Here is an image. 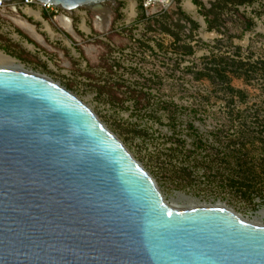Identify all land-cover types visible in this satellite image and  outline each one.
<instances>
[{
    "label": "rangeland",
    "instance_id": "374dc122",
    "mask_svg": "<svg viewBox=\"0 0 264 264\" xmlns=\"http://www.w3.org/2000/svg\"><path fill=\"white\" fill-rule=\"evenodd\" d=\"M120 4L101 5L113 12L105 32L97 12L87 11L91 40L52 24L51 37L34 22L45 46L16 24L19 17L4 19L2 28L19 38L0 27V53L86 104L149 171L165 202L178 194L253 221L264 211V0L201 7L208 36L174 9L145 18L137 8L129 20L119 17Z\"/></svg>",
    "mask_w": 264,
    "mask_h": 264
},
{
    "label": "water",
    "instance_id": "95a60500",
    "mask_svg": "<svg viewBox=\"0 0 264 264\" xmlns=\"http://www.w3.org/2000/svg\"><path fill=\"white\" fill-rule=\"evenodd\" d=\"M0 264H264V225L214 205L169 206L80 99L49 77L0 68Z\"/></svg>",
    "mask_w": 264,
    "mask_h": 264
},
{
    "label": "built area",
    "instance_id": "2783aa9c",
    "mask_svg": "<svg viewBox=\"0 0 264 264\" xmlns=\"http://www.w3.org/2000/svg\"><path fill=\"white\" fill-rule=\"evenodd\" d=\"M121 4L120 9L118 10L119 17L126 16L129 20H134L136 18V9L139 8L140 13L145 17L148 18L153 16L159 11H167L168 9H174L176 12L183 14L184 16H193L195 24L197 26L198 32H202L205 36H208V33L205 26L203 17L199 14L201 11V7L210 6L209 2H216L217 0H139V3L136 2H128L127 0H118ZM134 4V8L131 9V4ZM106 9V8H105ZM87 9L85 8H77L71 11L64 10L61 7H56L54 5L43 3L37 0H22L20 2H12V3H4L0 1V27L2 28V22L4 19L11 20L13 16H17L20 18V21L25 22L26 24L32 25L34 22H41L44 27V24L48 27V29L52 32L51 24L57 28V30L63 35L66 32L65 23H69L70 29L76 28L80 33L84 34L83 38L91 40L94 37L90 29L86 27V19L87 17ZM38 14L40 20H38L35 16ZM113 12L109 13L108 15V27H110L111 17ZM101 18V13H97L95 19ZM122 20V19H121ZM125 21L127 24L128 21ZM120 23L116 22L115 27H119ZM87 28L88 31H85L82 27ZM3 29V28H2ZM106 29V30H107ZM5 32H10L13 36V39L18 41V35L14 32V29L11 27L3 29ZM1 31V30H0ZM44 32L49 34L48 31L45 30ZM1 34V32H0ZM53 36L54 33L52 32ZM58 35L60 39H62V35ZM50 35V34H49ZM200 35V34H199ZM51 36V35H50ZM51 36V37H53ZM66 38V36H63ZM65 45L68 49L72 50L73 55L75 56V51L71 47V44L74 45L69 40H64ZM21 44L27 48L25 45L27 42H21ZM28 49V48H27ZM30 50V49H29ZM99 51L92 50L91 55L97 57L99 55ZM85 64V62H84ZM172 68V67H171Z\"/></svg>",
    "mask_w": 264,
    "mask_h": 264
},
{
    "label": "bare ground",
    "instance_id": "6f19581e",
    "mask_svg": "<svg viewBox=\"0 0 264 264\" xmlns=\"http://www.w3.org/2000/svg\"><path fill=\"white\" fill-rule=\"evenodd\" d=\"M134 8V4L132 3L131 4V9ZM101 13V18H97L95 20H97V23H96V27L98 28V30H100L101 32H105L107 27H108V15H109V12L107 9H103L101 11H99ZM36 18L38 20L39 17H38V14H35ZM16 24L22 28L24 30V32L29 36L31 37L34 41L42 44L45 46V43L44 41L42 40V38L36 33V30L35 28L32 26V25H29V24H26L25 22H20V21H16ZM44 28H46L45 30L49 32V34L51 36H53L52 32L48 29V27L46 26V24H44ZM83 29L85 31H88L86 27H84L82 25ZM65 29L66 31H71L70 29V26H69V23H65ZM70 33V32H69ZM26 47L28 46L29 49H32L33 48V45H29V44H26L25 45ZM76 55V54H75ZM0 68H9V69H20L22 70V66L20 65V63L14 59V58H11L9 56H6L2 53H0ZM167 203V202H166ZM169 206L171 207H176V208H180V209H191V208H197V207H202L204 205L202 204H199L197 202V200L191 198V197H184V196H180V195H176V197H174L172 199L171 202H168L167 203ZM217 207H221V208H225V209H228L226 206H224L223 204H217L215 205ZM230 210V209H228ZM231 211V210H230ZM233 212V211H231ZM264 212V211H263ZM261 212L259 213V216L257 218H255L252 222H255V223H258V224H261V225H264V223L261 221V220H264V213ZM234 213V212H233ZM235 214V213H234ZM237 215V214H236ZM239 216V215H237ZM240 217V216H239Z\"/></svg>",
    "mask_w": 264,
    "mask_h": 264
},
{
    "label": "trees",
    "instance_id": "16d2710c",
    "mask_svg": "<svg viewBox=\"0 0 264 264\" xmlns=\"http://www.w3.org/2000/svg\"><path fill=\"white\" fill-rule=\"evenodd\" d=\"M240 63H241V61H240ZM230 90H231V88H230Z\"/></svg>",
    "mask_w": 264,
    "mask_h": 264
}]
</instances>
